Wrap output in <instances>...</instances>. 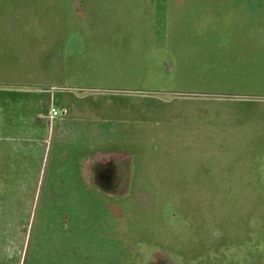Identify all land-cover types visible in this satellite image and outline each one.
I'll list each match as a JSON object with an SVG mask.
<instances>
[{"label": "rangeland", "instance_id": "rangeland-1", "mask_svg": "<svg viewBox=\"0 0 264 264\" xmlns=\"http://www.w3.org/2000/svg\"><path fill=\"white\" fill-rule=\"evenodd\" d=\"M174 3L0 0V264H264V94L178 134Z\"/></svg>", "mask_w": 264, "mask_h": 264}, {"label": "crops", "instance_id": "crops-1", "mask_svg": "<svg viewBox=\"0 0 264 264\" xmlns=\"http://www.w3.org/2000/svg\"><path fill=\"white\" fill-rule=\"evenodd\" d=\"M173 9L174 19L168 17L170 24L174 23V55L170 59L175 70L176 94L183 96L177 106L182 114L191 112L186 124L192 129L187 133L182 128L178 134L192 137V142L214 143L220 140L216 135L218 115L214 96L235 95L242 101L248 95L264 94V0H175ZM24 94L29 96L30 92L23 90L15 94L14 104L19 112L17 127L45 131L53 123L48 117L49 108L46 113L38 112L30 117V121L24 120L20 115ZM27 101L30 104V99ZM234 101L237 100L226 99L220 104L225 111L239 109L240 115L235 114L232 119L240 120L247 104L240 102L239 108L234 109L231 106ZM243 117L246 118L245 114ZM230 121L225 127L235 128L237 132L241 125ZM233 139V142L244 140L241 136Z\"/></svg>", "mask_w": 264, "mask_h": 264}, {"label": "built area", "instance_id": "built-area-1", "mask_svg": "<svg viewBox=\"0 0 264 264\" xmlns=\"http://www.w3.org/2000/svg\"><path fill=\"white\" fill-rule=\"evenodd\" d=\"M64 113H65V109L57 108L56 106L53 105V103L50 104L48 110V117L50 120H54Z\"/></svg>", "mask_w": 264, "mask_h": 264}]
</instances>
